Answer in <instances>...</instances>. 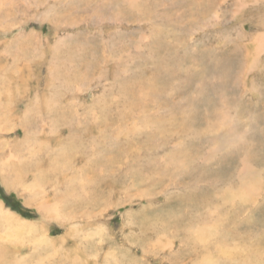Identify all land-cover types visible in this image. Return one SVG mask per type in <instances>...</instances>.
<instances>
[{
  "label": "rangeland",
  "instance_id": "1",
  "mask_svg": "<svg viewBox=\"0 0 264 264\" xmlns=\"http://www.w3.org/2000/svg\"><path fill=\"white\" fill-rule=\"evenodd\" d=\"M243 2L0 7L3 158L18 144L17 178L40 166L65 219L0 184L36 231L0 264H264V0Z\"/></svg>",
  "mask_w": 264,
  "mask_h": 264
},
{
  "label": "bare ground",
  "instance_id": "2",
  "mask_svg": "<svg viewBox=\"0 0 264 264\" xmlns=\"http://www.w3.org/2000/svg\"><path fill=\"white\" fill-rule=\"evenodd\" d=\"M13 0H0V7L5 4V3H10L12 2ZM20 1V0H19ZM27 1V0H26ZM33 1V0H32ZM127 2L128 5L130 6H133L135 3H136V0H124ZM17 2V1H15ZM2 3V4H1ZM11 4V3H10ZM14 6V5H13ZM129 6V7H130ZM136 6V5H135ZM245 6L243 0H237V3H236V10L240 11L241 9H243ZM10 7V6H9ZM12 7V6H11ZM3 8V7H2ZM2 11V10H1ZM63 14V13H62ZM1 18V17H0ZM5 18V17H4ZM3 21V20H2ZM60 26V25H59ZM254 43H256V50L257 51H261L262 48L264 47V34L262 33L261 35L259 36H256L253 40ZM8 56V55H7ZM252 66V65H251ZM2 69V68H1ZM3 80H4V77L2 75H0V101L2 100L1 99V96L2 94L5 92V88L3 86ZM23 81V80H22ZM19 85V84H18ZM16 86V85H15ZM26 86V85H25ZM23 86V87H25ZM21 87V86H20ZM20 87L17 89H20ZM82 87V86H81ZM22 88V87H21ZM28 88V87H26ZM31 88V87H30ZM14 88H12L13 90ZM11 90V89H9ZM28 90V89H27ZM11 91H9L10 93ZM37 92V91H36ZM8 92L6 94H8L9 96L11 94H9ZM16 94V93H15ZM19 95V94H18ZM23 95V94H22ZM25 95V94H24ZM8 96V97H9ZM13 96V95H12ZM15 97V96H14ZM18 97V96H17ZM25 97V96H24ZM29 97V96H28ZM35 97V96H34ZM36 99V98H35ZM6 100V99H5ZM10 100V99H9ZM12 100V99H11ZM15 100V99H13ZM17 100V99H16ZM38 100V99H37ZM41 100V99H40ZM47 100V99H46ZM50 100V99H48ZM47 100V101H48ZM8 101V99L6 100ZM20 101V100H19ZM34 101V100H33ZM39 101V100H38ZM45 101V100H44ZM14 102V101H13ZM11 103V102H10ZM21 103V102H20ZM13 104V103H12ZM15 104V103H14ZM13 104V105H14ZM39 104V103H38ZM37 104V105H38ZM41 104V103H40ZM39 104V105H40ZM51 104V103H50ZM29 105V104H28ZM27 105V106H28ZM31 105V104H30ZM38 105V106H39ZM1 102H0V107H1ZM34 106V105H33ZM36 106V105H35ZM54 106V105H53ZM11 107V106H10ZM55 107V106H54ZM4 108V107H3ZM30 108V107H29ZM48 108V107H47ZM50 108V107H49ZM61 108V107H60ZM5 109V108H4ZM17 109V108H15ZM36 109V107H35ZM14 110V109H13ZM34 110V108H33ZM37 110V109H36ZM9 111V110H8ZM17 111V110H16ZM39 111V108L38 110ZM41 111V110H40ZM11 112V111H10ZM24 112V111H23ZM27 112V111H26ZM8 113V112H7ZM14 113V112H13ZM25 113V112H24ZM28 114V113H27ZM0 115H1V112H0ZM4 115V113H3ZM17 115V114H16ZM23 114H21L22 116ZM93 115V114H92ZM2 116V115H1ZM0 116V184L3 185L6 189H11L13 188L14 186H19L22 188V191L23 193L25 192L26 194H28V199L31 200L30 204L31 205H34L36 207V209L41 213V215H45V216H53V218H55L56 220H59V221H64V216L62 214V211H61V208H60V205L59 203H54V204H50L49 202H47L46 200V189H45V181H47V179L45 178V172H43V169L39 166V169L38 167H36L35 171L37 170V172L35 174H32V177L34 178L33 181L28 184V185H23L22 182L19 181V178H21V180H23L22 177H24V175H22V173L20 172L18 174V171H14L13 170V167H17V162L16 161H19V157H18V152H19V148L17 147V145L15 146V148L12 147V150H8V152L10 151V153L6 156V158H3V150H1V148L3 149V139H5L4 137H1V135H4V132H5V126H6V116L5 115V118L3 119V117ZM20 116V115H19ZM9 117V116H8ZM17 117V116H16ZM48 117V116H47ZM21 118V117H20ZM18 119V118H17ZM17 119L15 122H17ZM23 120V119H21ZM20 121V120H19ZM53 121V120H51ZM227 121V120H226ZM28 122V121H27ZM225 123V122H224ZM232 122L231 121H227L226 122V142L229 144V142L231 141V138L233 137V135L231 134V132L227 133L229 130H230V124ZM16 124V123H15ZM45 124V123H44ZM43 124V125H44ZM98 124V123H97ZM14 125V124H12ZM19 124H17L16 126H18ZM64 125V124H63ZM232 125V124H231ZM9 126V125H8ZM7 126V127H8ZM45 126V125H44ZM42 126V127H44ZM36 127V126H35ZM13 128H15L13 126ZM12 129V128H11ZM19 129V128H18ZM15 130V129H14ZM69 130V129H68ZM10 131V129H9ZM70 131V130H69ZM34 132V131H33ZM24 133V132H23ZM26 134V133H24ZM69 134V133H68ZM23 135V134H22ZM70 135V134H69ZM103 136V135H102ZM29 137V136H28ZM27 137V138H28ZM26 138V139H27ZM24 139V138H23ZM19 140V138H18ZM30 140V139H29ZM74 140V139H73ZM234 140V139H232ZM35 141V140H34ZM14 142V140L12 141V143ZM18 142H21V145L22 147H25L22 151H27V152H35V150H33V146L31 145H28L27 142V148H26V145L24 144V140H21V141H17L16 143ZM232 142V141H231ZM230 142V143H231ZM5 145V143H4ZM7 145V144H6ZM13 145V144H12ZM58 145V144H57ZM5 147V146H4ZM21 147V146H19ZM8 148V147H7ZM62 150V149H61ZM7 151V150H6ZM16 153H14V152ZM63 151V150H62ZM12 152V153H11ZM5 153V152H4ZM65 153V152H64ZM34 155V154H33ZM61 155V154H60ZM35 156V155H34ZM62 156V155H61ZM49 157V156H48ZM65 157V156H64ZM30 159V158H29ZM37 159V158H36ZM35 159V160H36ZM67 159V158H66ZM16 162V163H13V162ZM31 161V160H30ZM64 163V162H63ZM29 164V163H28ZM30 166V165H29ZM55 166V165H54ZM64 166V165H63ZM61 166V167H63ZM58 167V166H57ZM50 169V168H49ZM58 169V168H57ZM64 169V168H63ZM34 172V171H33ZM240 172L242 174L246 173L247 172V168L246 167H242ZM25 173V172H24ZM240 176V175H239ZM24 181V180H23ZM50 186V185H49ZM53 186V185H52ZM4 188V189H5ZM56 189V188H55ZM21 192V191H20ZM56 195V194H55ZM48 196V195H47ZM60 196V195H59ZM27 197V196H26ZM48 198V197H47ZM88 198V197H87ZM53 203V201H51ZM77 202V201H76ZM29 204V205H30ZM30 205V206H31ZM34 208V207H33ZM39 212H36V213H39ZM46 220V219H45ZM50 220V219H48ZM52 220V219H51ZM28 221L27 220H21L19 218H17L16 216L12 215V213H10V211H8V209H6L2 203V201H0V241L1 242H5V243H16L19 244L21 243V238L22 236H28L31 232L36 234V231H34L33 229V225H29L27 223ZM30 222V221H29ZM68 223V222H67ZM34 224V223H33ZM37 225H39L38 223H36ZM36 226V225H35ZM2 227V228H1ZM43 229V228H42ZM44 230V229H43ZM44 232V231H43ZM45 234V233H44ZM44 234H39V242H45L44 241V238H46V236H44ZM30 236V235H29ZM44 237V238H43ZM1 246V245H0ZM11 264V263H10Z\"/></svg>",
  "mask_w": 264,
  "mask_h": 264
}]
</instances>
